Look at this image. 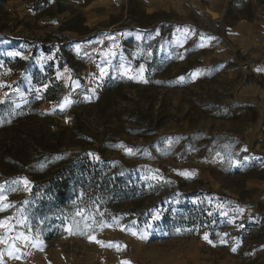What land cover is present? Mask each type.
Masks as SVG:
<instances>
[{"label": "rangeland", "instance_id": "1", "mask_svg": "<svg viewBox=\"0 0 264 264\" xmlns=\"http://www.w3.org/2000/svg\"><path fill=\"white\" fill-rule=\"evenodd\" d=\"M118 1L0 0V65L10 71L0 89L28 84L0 102L11 105L0 113V203L11 205L0 221L12 226L0 228V264H264V0L151 13L142 0ZM96 49L99 66L83 70ZM34 71L52 72L70 97L45 101ZM76 156L174 180L204 228L158 238L167 233L153 212L92 233L74 219L53 240L31 233L19 202L38 165Z\"/></svg>", "mask_w": 264, "mask_h": 264}, {"label": "trees", "instance_id": "2", "mask_svg": "<svg viewBox=\"0 0 264 264\" xmlns=\"http://www.w3.org/2000/svg\"><path fill=\"white\" fill-rule=\"evenodd\" d=\"M22 63L21 60H15ZM60 61L58 67H63ZM34 83L44 86L43 99L57 102L62 98L61 84L48 72L41 77L34 71ZM0 103V113L10 109ZM39 175L31 182V189L19 206L31 233L45 240L61 237L66 224L80 219L89 231L95 232L105 220L129 216L138 220L150 218L158 212L160 228L166 237H190L204 228L206 217L189 201L193 195H178L179 183L142 181L137 174L111 162L93 161L88 156L73 159L51 158L38 165ZM77 212H82L77 216ZM151 213V214H150Z\"/></svg>", "mask_w": 264, "mask_h": 264}, {"label": "crops", "instance_id": "3", "mask_svg": "<svg viewBox=\"0 0 264 264\" xmlns=\"http://www.w3.org/2000/svg\"><path fill=\"white\" fill-rule=\"evenodd\" d=\"M142 1L144 4H146L147 11L151 13L157 9H160V8L177 7L178 5H183V4L190 5L192 1L194 3L196 1H198V3H199L200 0H142ZM169 3H170V5H169ZM196 8H197V5H196L195 9ZM27 75H29V74H27ZM13 79H15V77H13ZM30 79H32L31 76H30ZM62 83L63 82L61 81L60 84H62ZM27 86H28V84L22 85V86L18 87L17 89H14V90H2V89H0V102H3V100L5 99L4 102L7 101V102L14 103L13 99L16 98L17 96H21V93H23L25 91V88H28ZM31 93H32V91L26 92V94H28V96H30ZM5 94H7V95H5Z\"/></svg>", "mask_w": 264, "mask_h": 264}, {"label": "built area", "instance_id": "4", "mask_svg": "<svg viewBox=\"0 0 264 264\" xmlns=\"http://www.w3.org/2000/svg\"><path fill=\"white\" fill-rule=\"evenodd\" d=\"M114 2L116 4H118V0H114ZM111 35H113L114 37H116V40H120V36L115 34V33H111ZM100 53L99 51L96 49L93 52H91L87 57H85L84 61H83V70H92L95 69L96 67L99 66L100 63ZM10 78V71L8 69V66L5 65L4 63L2 65H0V83L1 82H6L7 80H9ZM83 90V91H82ZM61 91H62V95L68 96L70 97V93L67 89V87L64 84H61ZM80 93L85 92V94L88 93L87 91V85H84L82 87V89L79 90ZM189 163V160L186 158H183L182 160L178 159V164L180 166H184L186 164Z\"/></svg>", "mask_w": 264, "mask_h": 264}, {"label": "snow or ice", "instance_id": "5", "mask_svg": "<svg viewBox=\"0 0 264 264\" xmlns=\"http://www.w3.org/2000/svg\"><path fill=\"white\" fill-rule=\"evenodd\" d=\"M12 55H16V53H13ZM7 95V94H5ZM22 183L27 186L28 185V181L27 180H23ZM6 199V197H0V201ZM8 207H11L10 204H3L0 203V211H4L6 210ZM11 219V218H9ZM0 228H6L7 231H11L12 226L8 223V221H0ZM135 235V233H134ZM141 239H144L145 237L141 236ZM205 239H207V237H204ZM4 240L2 238H0V243H3ZM99 243V242H98ZM233 251H235V249H233ZM11 255V253H9Z\"/></svg>", "mask_w": 264, "mask_h": 264}, {"label": "water", "instance_id": "6", "mask_svg": "<svg viewBox=\"0 0 264 264\" xmlns=\"http://www.w3.org/2000/svg\"><path fill=\"white\" fill-rule=\"evenodd\" d=\"M208 14L210 15V17L215 20L218 18V14L213 12V11H210V10H207Z\"/></svg>", "mask_w": 264, "mask_h": 264}]
</instances>
